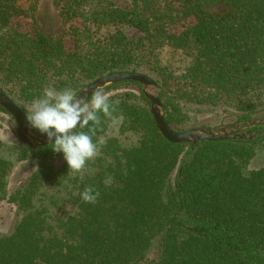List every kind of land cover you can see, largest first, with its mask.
I'll list each match as a JSON object with an SVG mask.
<instances>
[{"label":"trees","instance_id":"1","mask_svg":"<svg viewBox=\"0 0 264 264\" xmlns=\"http://www.w3.org/2000/svg\"><path fill=\"white\" fill-rule=\"evenodd\" d=\"M19 1L0 0V87L15 102L14 95L31 104L47 88L77 94L101 76L129 71L156 80L175 132L264 117V0H53L63 27L55 39L12 24L20 16L36 22L39 0H26L28 8ZM218 5L228 9H210ZM107 26L115 31L99 36ZM167 46L181 53L183 66L162 62L157 49ZM120 88L110 96L118 102L114 115L124 117L120 135L139 139L127 145L109 136L111 122L101 115L94 142L105 143L87 163L97 172L74 175L53 145L19 139L8 146L15 161L36 168L11 191L14 160L0 156V202L24 212L0 235V264H264V166L247 168L264 149V124L251 128L258 132L252 139L172 143L141 85L124 81L103 91ZM108 176L113 182L105 187ZM45 185L66 190L74 212L56 216L37 206ZM90 185L100 192L95 204L80 195Z\"/></svg>","mask_w":264,"mask_h":264},{"label":"rangeland","instance_id":"2","mask_svg":"<svg viewBox=\"0 0 264 264\" xmlns=\"http://www.w3.org/2000/svg\"><path fill=\"white\" fill-rule=\"evenodd\" d=\"M156 1L161 3V0H156ZM19 3L24 8H28L29 6V3L26 0H20ZM210 9L212 11H225L228 9V7L225 5H218V6L210 7ZM35 16H36L35 17L36 22H34V19L31 17L20 16V17H16L13 20L12 24L19 31L28 32L31 35H34L33 26H35L36 29L43 32L47 37L51 39H55L61 36L63 32L62 19L60 17L58 8L55 6L53 0H39L37 5V10L35 12ZM179 26L180 25L177 24L173 26V29L176 30L179 28ZM120 28L129 35L135 34V31H133L132 28L129 26H120ZM113 31H115V27L113 26L102 27L99 31V36L100 35L104 36ZM66 47L69 51L73 50L74 47L73 39L68 38L66 40ZM157 50L159 51L158 52L159 57L164 64L172 65L175 68H178V66L179 67L183 66L180 52H177L168 46L165 47L164 49L158 48ZM5 88L10 89V86L6 85ZM158 88L160 91L159 85ZM131 90L133 91L134 89ZM123 91H125V89L120 88L117 90H110L104 92H106L110 97L112 95H115ZM14 97L19 105H21L22 107H24L29 111L31 104L24 103V101L19 99L16 95H14ZM262 119H264V117ZM262 119H257V120H262ZM234 124L237 123L225 124L217 121L211 126L219 127V126H230ZM121 130H122L121 123L117 125H111L109 129V136H117L119 137L120 140H122L123 143L127 145L137 144L139 139L137 134L127 132L125 135H120ZM0 140L5 143V146L0 147V156H3L12 161L14 160L13 166L9 170L7 177L8 189L14 191L15 189L19 188L22 183L27 181L29 175L32 173V171L35 170L36 164L30 160L21 161V162L15 161V157L13 156L12 151H10L8 146L16 145L19 142L18 125L16 120L10 114L2 111H0ZM262 166H264V149L260 148L259 152H257V154L249 161L247 168L252 170V169H258ZM90 169L92 170V173H95L98 171L99 168L90 167L88 170ZM87 171L82 174V177L88 174H92L91 172H87ZM42 189H47V194L44 195L37 194V196L35 197V203L37 206L41 204V206L44 205L48 207L50 209L49 212H53L54 215L56 216L68 215L74 212V209L71 206L70 202L67 201L66 199L67 198L66 190L63 189L57 191L56 188L52 189L48 185L43 186ZM23 215L24 212L21 211L14 204L8 202L7 200L1 201L0 202V235L10 234L14 230L15 226L17 225V223L19 222V220L22 218Z\"/></svg>","mask_w":264,"mask_h":264},{"label":"clouds","instance_id":"3","mask_svg":"<svg viewBox=\"0 0 264 264\" xmlns=\"http://www.w3.org/2000/svg\"><path fill=\"white\" fill-rule=\"evenodd\" d=\"M118 102L112 101L100 87L92 90L88 96H77L71 88L55 91L47 88L43 97L34 100L26 117L32 128L45 134L49 141L54 139L52 150L63 153L72 174L86 172L87 163L94 161L105 143L102 137H94L101 129V115L117 125L124 119L118 112ZM79 129V130H78ZM111 162V161H109ZM123 162V161H122ZM127 175V168L123 170ZM113 177L104 180L105 187L111 186ZM83 202L95 204L100 196L94 186H87L80 193Z\"/></svg>","mask_w":264,"mask_h":264},{"label":"water","instance_id":"4","mask_svg":"<svg viewBox=\"0 0 264 264\" xmlns=\"http://www.w3.org/2000/svg\"><path fill=\"white\" fill-rule=\"evenodd\" d=\"M124 81H134L141 85V90L151 103V113L155 119L156 125L162 135L172 143H191L197 144L203 141H223L235 139H252L254 136L248 131L254 126L264 124L262 120H250L240 122L230 126H204L196 127L184 132H175L166 122L164 109L159 97L160 91L158 84L150 75L142 72H117L101 76L84 89L77 96H88L90 98L92 90L100 87L102 90L112 84H118ZM0 106H2L17 122L19 139L26 145L34 147L36 145L47 146L54 143V139L49 141L47 136L36 135L34 129L27 121V115L23 109L11 99L0 87ZM244 130H247L244 132Z\"/></svg>","mask_w":264,"mask_h":264},{"label":"flooded vegetation","instance_id":"5","mask_svg":"<svg viewBox=\"0 0 264 264\" xmlns=\"http://www.w3.org/2000/svg\"><path fill=\"white\" fill-rule=\"evenodd\" d=\"M246 131H247V130H244V132H246ZM248 131L250 132V134H251V133H255V134H257V133H258V132H257L256 130H254V129H252V130L250 129V130H248Z\"/></svg>","mask_w":264,"mask_h":264}]
</instances>
